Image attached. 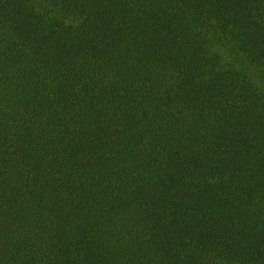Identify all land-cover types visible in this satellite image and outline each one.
I'll list each match as a JSON object with an SVG mask.
<instances>
[{"label":"trees","instance_id":"16d2710c","mask_svg":"<svg viewBox=\"0 0 264 264\" xmlns=\"http://www.w3.org/2000/svg\"><path fill=\"white\" fill-rule=\"evenodd\" d=\"M0 264H264V0H0Z\"/></svg>","mask_w":264,"mask_h":264}]
</instances>
